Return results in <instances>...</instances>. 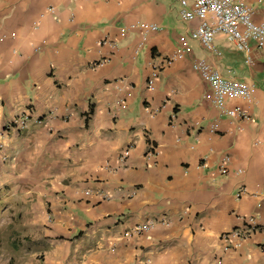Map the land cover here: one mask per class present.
<instances>
[{"label":"crops","instance_id":"obj_1","mask_svg":"<svg viewBox=\"0 0 264 264\" xmlns=\"http://www.w3.org/2000/svg\"><path fill=\"white\" fill-rule=\"evenodd\" d=\"M246 3L259 22L264 0ZM177 9L0 0V203L35 242L30 264H264V230L223 239L248 217L264 222V50L251 43L245 63L216 35L211 54ZM180 39L190 55L167 62ZM197 60L250 88V102L226 103L246 120L202 99ZM21 117L24 128L4 126ZM147 220L167 225L131 234Z\"/></svg>","mask_w":264,"mask_h":264},{"label":"built area","instance_id":"obj_2","mask_svg":"<svg viewBox=\"0 0 264 264\" xmlns=\"http://www.w3.org/2000/svg\"><path fill=\"white\" fill-rule=\"evenodd\" d=\"M175 1L178 6V19L186 23L196 22V25L188 32V38L196 41L202 49L209 53L218 55L211 46L212 39L216 35L224 37L236 51L241 52L244 55L245 63L250 62L249 52L251 43L255 48L264 50V12L261 15L260 21L254 22V10L246 3V0ZM52 11V8H47L48 13ZM133 27L135 26H130V28ZM137 27L142 30L143 34L148 31L158 30V26L154 24L143 23ZM119 31L123 33L125 28H121ZM189 55L190 48L180 39L179 47L174 50L167 62L180 60ZM191 69L199 75L200 79L208 87V91L202 96V99L207 101L219 116L239 120L247 119V116L237 108L226 106L227 102L235 100L250 102V88L246 84L224 78L218 69L208 65L203 60L193 61ZM156 77L157 70L152 68L150 77L146 81L148 90L153 89ZM24 120V117L20 119L15 118L4 126L8 129H22L24 128ZM211 128L214 130L215 126L213 125ZM125 155L126 152L121 153V160L125 158ZM228 161L227 157H223L220 160L217 167L219 174H227ZM237 173L239 174V171ZM156 224L167 225V222L164 220H147L143 224L134 226L130 232L133 235L145 234ZM260 230H264V222L256 224L253 218L248 217L243 221L241 228L224 234L223 239L245 241L251 234Z\"/></svg>","mask_w":264,"mask_h":264},{"label":"rangeland","instance_id":"obj_3","mask_svg":"<svg viewBox=\"0 0 264 264\" xmlns=\"http://www.w3.org/2000/svg\"><path fill=\"white\" fill-rule=\"evenodd\" d=\"M0 203V264L33 263L35 242L27 234V228L21 226V218L12 209L2 210Z\"/></svg>","mask_w":264,"mask_h":264}]
</instances>
